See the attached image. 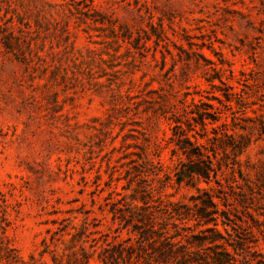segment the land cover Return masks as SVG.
Here are the masks:
<instances>
[{
	"label": "rangeland",
	"instance_id": "obj_1",
	"mask_svg": "<svg viewBox=\"0 0 264 264\" xmlns=\"http://www.w3.org/2000/svg\"><path fill=\"white\" fill-rule=\"evenodd\" d=\"M184 139L213 168L194 186ZM204 191L216 242L264 264V0H0V264L101 263L120 214Z\"/></svg>",
	"mask_w": 264,
	"mask_h": 264
},
{
	"label": "trees",
	"instance_id": "obj_2",
	"mask_svg": "<svg viewBox=\"0 0 264 264\" xmlns=\"http://www.w3.org/2000/svg\"><path fill=\"white\" fill-rule=\"evenodd\" d=\"M179 147L189 155L190 163L181 162L175 172L178 182L196 185L197 180L210 178L213 170L211 161L203 158L200 147L187 149L184 139L178 141ZM196 156L197 159L192 158ZM206 198L202 199V206L198 214H120L126 221L125 226L131 224L129 237L124 242L113 244L111 247H103L99 254L101 263L96 264H236V256L230 252L224 244L217 243L222 238L221 232L216 227L217 210H210L215 203L204 191ZM193 217L198 225L213 226L203 229V232H211L210 235H194L195 242L201 246L206 240L213 243L205 250L189 251L182 239L187 238L189 227L185 219ZM181 237V239H180ZM126 242V243H125ZM86 262L89 254H86Z\"/></svg>",
	"mask_w": 264,
	"mask_h": 264
}]
</instances>
